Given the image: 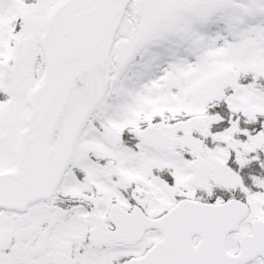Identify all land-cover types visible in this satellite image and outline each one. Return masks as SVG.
Wrapping results in <instances>:
<instances>
[{
	"label": "snow or ice",
	"instance_id": "6c2138e0",
	"mask_svg": "<svg viewBox=\"0 0 264 264\" xmlns=\"http://www.w3.org/2000/svg\"><path fill=\"white\" fill-rule=\"evenodd\" d=\"M0 264H264V0H0Z\"/></svg>",
	"mask_w": 264,
	"mask_h": 264
}]
</instances>
